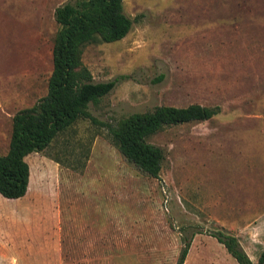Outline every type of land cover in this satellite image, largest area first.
<instances>
[{
    "label": "rangeland",
    "instance_id": "obj_1",
    "mask_svg": "<svg viewBox=\"0 0 264 264\" xmlns=\"http://www.w3.org/2000/svg\"><path fill=\"white\" fill-rule=\"evenodd\" d=\"M73 0H0V155L12 116L47 93L59 25ZM122 39L83 47L96 82L115 88L45 149L29 153L27 193L0 195V264H238L208 231L264 251V0H123ZM160 78V79H159ZM219 106L165 126L158 177L112 143L107 124L158 105Z\"/></svg>",
    "mask_w": 264,
    "mask_h": 264
},
{
    "label": "trees",
    "instance_id": "obj_2",
    "mask_svg": "<svg viewBox=\"0 0 264 264\" xmlns=\"http://www.w3.org/2000/svg\"><path fill=\"white\" fill-rule=\"evenodd\" d=\"M59 25L52 51L53 67L47 93L31 107L12 116L9 148L0 155V195L7 199L23 197L28 190L30 167L25 157L45 149L60 133L79 119L98 123L88 110L116 86L117 80L96 82L81 62V52L90 43L114 42L125 37L132 20L123 10V0H73L54 9ZM160 79V78H159ZM219 106L189 104L184 107L158 105L148 112H136L108 125L112 143L125 160L139 171L158 177L164 150L147 141L165 126L204 121L219 113ZM238 264H264V251L254 262L237 237L221 231H208ZM191 236L182 237L176 264H183Z\"/></svg>",
    "mask_w": 264,
    "mask_h": 264
}]
</instances>
